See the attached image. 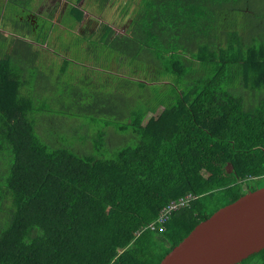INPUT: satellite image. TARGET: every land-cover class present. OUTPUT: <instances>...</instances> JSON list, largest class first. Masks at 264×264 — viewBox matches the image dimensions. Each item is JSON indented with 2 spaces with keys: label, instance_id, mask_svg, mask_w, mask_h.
Instances as JSON below:
<instances>
[{
  "label": "trees",
  "instance_id": "1",
  "mask_svg": "<svg viewBox=\"0 0 264 264\" xmlns=\"http://www.w3.org/2000/svg\"><path fill=\"white\" fill-rule=\"evenodd\" d=\"M47 35L0 31V264H159L264 186V0H140L124 33L77 37L95 67L126 68L95 81L64 58L42 71Z\"/></svg>",
  "mask_w": 264,
  "mask_h": 264
},
{
  "label": "rangeland",
  "instance_id": "2",
  "mask_svg": "<svg viewBox=\"0 0 264 264\" xmlns=\"http://www.w3.org/2000/svg\"><path fill=\"white\" fill-rule=\"evenodd\" d=\"M139 1L0 0V31L5 35L24 37L30 41L35 34L41 36L48 31L47 45L33 43V50L39 55V61H41L39 67L45 73L54 75L56 69L53 68V65L61 63L64 58L70 60L74 65L70 64V73H75L76 68L80 69L76 65L81 64L85 66L86 71L84 72L90 80L95 81L98 71L103 74L102 78H106L107 73L122 76L126 68L114 56H110L105 62V69L95 67L93 56L84 54L81 50L85 43L80 42V47L77 46L80 41V38L77 39V37L84 34L89 38L91 34L95 38L102 23L110 25L116 33H124L130 21L131 12ZM73 5L83 11V21L77 27L70 28L73 23L72 20L66 18V12ZM41 24L43 29H41ZM74 54H79V56H74ZM103 59L104 56H101V62ZM50 68L53 69L50 71ZM89 71L94 72L90 73ZM71 78L72 80L76 79L73 76ZM85 121L87 119L81 120V122ZM56 129L59 128L56 127ZM94 129L97 130V127Z\"/></svg>",
  "mask_w": 264,
  "mask_h": 264
},
{
  "label": "water",
  "instance_id": "3",
  "mask_svg": "<svg viewBox=\"0 0 264 264\" xmlns=\"http://www.w3.org/2000/svg\"><path fill=\"white\" fill-rule=\"evenodd\" d=\"M264 249V186L199 222L159 264H240Z\"/></svg>",
  "mask_w": 264,
  "mask_h": 264
},
{
  "label": "built area",
  "instance_id": "4",
  "mask_svg": "<svg viewBox=\"0 0 264 264\" xmlns=\"http://www.w3.org/2000/svg\"><path fill=\"white\" fill-rule=\"evenodd\" d=\"M194 199V197L190 194L177 198L176 200L170 201L166 206H164L156 219L153 223L148 225V229L152 231L157 232H163L165 230V223L168 221L169 217L172 215L173 212L189 207L191 201Z\"/></svg>",
  "mask_w": 264,
  "mask_h": 264
},
{
  "label": "crops",
  "instance_id": "5",
  "mask_svg": "<svg viewBox=\"0 0 264 264\" xmlns=\"http://www.w3.org/2000/svg\"><path fill=\"white\" fill-rule=\"evenodd\" d=\"M1 32H2V31H1ZM2 33H3V32H2ZM3 34L5 35V33H3ZM6 36H10V35H5V37H6Z\"/></svg>",
  "mask_w": 264,
  "mask_h": 264
}]
</instances>
